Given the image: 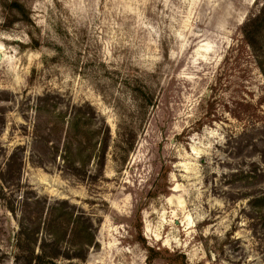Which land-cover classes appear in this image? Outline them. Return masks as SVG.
Listing matches in <instances>:
<instances>
[{
  "label": "rangeland",
  "instance_id": "rangeland-1",
  "mask_svg": "<svg viewBox=\"0 0 264 264\" xmlns=\"http://www.w3.org/2000/svg\"><path fill=\"white\" fill-rule=\"evenodd\" d=\"M0 49V264L49 205L56 264H264V0H0Z\"/></svg>",
  "mask_w": 264,
  "mask_h": 264
},
{
  "label": "trees",
  "instance_id": "trees-1",
  "mask_svg": "<svg viewBox=\"0 0 264 264\" xmlns=\"http://www.w3.org/2000/svg\"><path fill=\"white\" fill-rule=\"evenodd\" d=\"M44 214L46 217L30 225L23 222V219H18L19 230L16 233L14 252L12 251L15 255L14 264H56L55 261L60 256L67 259H85L84 248L97 245L92 226L88 228L85 225V229L77 231L81 226L79 214L52 205L48 206ZM70 222L71 228L67 231V237L76 238L77 244L71 254H63L60 241L64 235V225ZM81 224L84 226V222Z\"/></svg>",
  "mask_w": 264,
  "mask_h": 264
},
{
  "label": "water",
  "instance_id": "water-1",
  "mask_svg": "<svg viewBox=\"0 0 264 264\" xmlns=\"http://www.w3.org/2000/svg\"><path fill=\"white\" fill-rule=\"evenodd\" d=\"M2 57H3V56H2V53L0 52V59H2Z\"/></svg>",
  "mask_w": 264,
  "mask_h": 264
},
{
  "label": "bare ground",
  "instance_id": "bare-ground-1",
  "mask_svg": "<svg viewBox=\"0 0 264 264\" xmlns=\"http://www.w3.org/2000/svg\"><path fill=\"white\" fill-rule=\"evenodd\" d=\"M0 52L2 53V50L0 49ZM2 56H3V54H2Z\"/></svg>",
  "mask_w": 264,
  "mask_h": 264
}]
</instances>
